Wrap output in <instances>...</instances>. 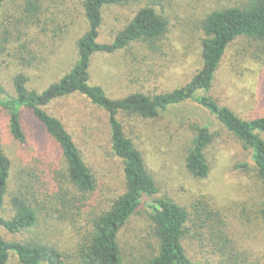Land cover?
I'll use <instances>...</instances> for the list:
<instances>
[{"label": "trees", "instance_id": "trees-1", "mask_svg": "<svg viewBox=\"0 0 264 264\" xmlns=\"http://www.w3.org/2000/svg\"><path fill=\"white\" fill-rule=\"evenodd\" d=\"M226 1L200 24L199 67L185 84L166 92L169 68L155 71L154 65L170 23L152 3L141 8L112 43L101 44L104 8L128 0H83L87 30L76 45L77 61L58 81L38 91L30 89L25 70L39 57L42 66L39 41H56L61 33L62 48L69 32L47 27L57 19L48 16L42 0H0V50L21 67L14 76L16 97L0 100V110L7 113L10 135L20 146H29L23 111L39 123V140L44 141L40 152L29 154L15 170L0 129V264H264V236L252 228L250 213L242 220L224 215L202 198L160 197L141 145L125 129L126 119L154 122L194 103L213 116L245 154L236 171L252 170L260 191L256 212L264 218V116L242 118L227 98L213 92L232 45L247 39L264 45V0ZM121 53L130 60L131 75L139 77L137 85L148 91L111 99L101 86L90 83V67L97 54ZM141 65L144 69H137ZM71 99L104 113L101 135L121 175V182L108 191L104 184L101 188L103 178L69 126L53 113V103ZM188 130L192 138L185 169L196 180L207 179L208 151L217 136L198 122ZM49 144L54 152L48 151ZM142 209L149 226H133Z\"/></svg>", "mask_w": 264, "mask_h": 264}, {"label": "rangeland", "instance_id": "rangeland-1", "mask_svg": "<svg viewBox=\"0 0 264 264\" xmlns=\"http://www.w3.org/2000/svg\"><path fill=\"white\" fill-rule=\"evenodd\" d=\"M42 1L43 9H49L48 16L57 19L55 24L49 23L47 27L53 29L61 26L69 32V39L62 48L61 33L56 37V41L48 37L39 41L42 46L40 51L43 52L42 66L38 67L39 57L31 70H25V74L29 77L30 89L38 91L44 90L71 70L77 61V42L87 30L83 0ZM151 3L170 23L168 33L159 42L162 54L154 65L155 71L169 68L165 77L168 82L163 86L166 92H169L185 84L189 75L199 67L201 22L213 10L226 6L229 2L226 0H128L124 4L104 8L98 42L112 43L137 12ZM129 64L130 60L124 53L97 54L92 58L90 83L101 86L111 99L124 98L138 89L148 91L147 88L137 85L141 81L139 77L131 75L133 67ZM20 68L19 65H15L13 57L9 56L7 51L0 50V100L16 97L14 76ZM140 68L144 69L143 65L137 67ZM138 74L144 77L142 72ZM215 83L214 95L222 99L227 98L232 109L240 117L250 119L264 116V45L248 39L232 45ZM156 88L160 89V86ZM51 108L53 113L69 126L85 158L103 178L101 188L104 184L103 188L108 191V186L115 187L120 183L118 162L112 160L107 139L101 135L106 129L104 113L93 109L89 103L77 102L73 99L53 103ZM23 113L24 127L29 139L28 147H22L14 141L9 132L8 115L0 110L3 147L15 170L17 166L28 160L29 154L39 153L44 142L42 139L39 140L42 129L39 123L28 111ZM124 122L127 132L133 133V137L141 145L149 172L159 186L160 197L175 201L202 198L212 206L221 208L224 215H233L242 220L247 213H250L253 219L252 228H257L256 233L264 236V218L258 217L256 212V201L260 192L256 178L252 170L246 174L236 171L238 165L245 161V154L213 116L194 103H188L154 122H141L136 119H126ZM184 122L186 123L182 124ZM193 122L208 125L217 136L208 151L211 173L204 180L192 178L185 169V151L192 138L188 129ZM48 151L54 152L51 144ZM150 205L148 203V206ZM136 217L133 226H149L146 210H140ZM249 218L248 215L247 220ZM40 228V231L44 230V225ZM38 231L39 229L36 232Z\"/></svg>", "mask_w": 264, "mask_h": 264}]
</instances>
